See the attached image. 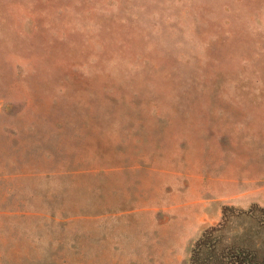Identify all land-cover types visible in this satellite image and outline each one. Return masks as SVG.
<instances>
[{"label": "rangeland", "instance_id": "1", "mask_svg": "<svg viewBox=\"0 0 264 264\" xmlns=\"http://www.w3.org/2000/svg\"><path fill=\"white\" fill-rule=\"evenodd\" d=\"M263 145L264 0H0V264H136L181 216L217 217L189 264H264L217 197Z\"/></svg>", "mask_w": 264, "mask_h": 264}, {"label": "crops", "instance_id": "2", "mask_svg": "<svg viewBox=\"0 0 264 264\" xmlns=\"http://www.w3.org/2000/svg\"><path fill=\"white\" fill-rule=\"evenodd\" d=\"M260 152L261 156L260 154H255L252 158L247 153L249 172L244 171L245 155H243V151L241 155H237V158H241L236 164L240 163V166L242 164L240 169L242 185L239 184L240 180L234 178L236 177L235 174H233L232 179L228 177L226 182L227 187L225 188L226 193H221L223 191L221 190L220 194L217 195L218 201L222 199L226 204L241 207H248L253 204L264 206V145ZM236 171L233 170V173H236L238 176ZM229 175L231 176L230 173ZM180 219L181 226H175V223L171 222V225L161 226L160 230L158 229V234H155L156 236L160 235V239H155V246L153 248L147 246L150 244L149 241L145 242L147 247H143V243H140V246L137 248H131L132 256H134L133 261H136V264H189V247L192 246L194 240L201 233L203 224L214 222L217 217L212 220L209 217L199 219L196 228L192 225H187V223H195L198 217L194 216L190 219V217L181 216ZM165 235L166 238L163 237ZM150 254H153L154 257H151Z\"/></svg>", "mask_w": 264, "mask_h": 264}]
</instances>
